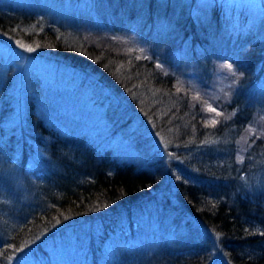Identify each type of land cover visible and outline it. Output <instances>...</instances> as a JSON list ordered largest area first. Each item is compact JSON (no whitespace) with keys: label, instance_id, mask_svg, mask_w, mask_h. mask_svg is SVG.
I'll use <instances>...</instances> for the list:
<instances>
[{"label":"rangeland","instance_id":"obj_1","mask_svg":"<svg viewBox=\"0 0 264 264\" xmlns=\"http://www.w3.org/2000/svg\"><path fill=\"white\" fill-rule=\"evenodd\" d=\"M126 1L131 5V0ZM175 1L181 3L182 13H189L200 28L211 34V38H207L206 51H201L200 54L212 60V81H200L196 78L198 72L194 67L195 62L191 58L187 59L185 47H181L178 40L174 47L159 44L158 47L153 46L151 51L145 46L144 36L136 32V25L142 22L147 10L141 9L133 19H125V27L116 30L109 27L115 19L113 6H107L104 0H0V24L5 22L2 17L6 14L13 20V24L21 26L25 32L47 27L64 43L78 44L80 47L86 43L85 37L91 36L92 28L96 29L101 25L100 33H93L94 35L103 39L106 36L112 38L124 48L132 50L134 57L138 54L151 55L154 66L163 71L169 69L167 65L171 67L175 64L177 88L184 85L182 81H187L191 94H195L193 97L203 101L199 107L201 123H216L221 110L215 99L224 98V91L231 79L229 72L233 70V64L228 61L232 55L228 51L229 31L264 35V0ZM176 9L174 7V13ZM217 11L218 17L212 16ZM83 13L92 16L93 27L81 24ZM164 15L163 8L159 12H152V17H155L154 26L160 28L168 24L175 29L174 24H171L172 20H167ZM174 19H177L176 15ZM256 38L258 39L257 36ZM224 52L229 54L216 58L215 54ZM165 59L171 64L165 63ZM114 61V67L124 72L123 76L131 75L130 60L126 53L119 55ZM95 73L97 76L98 72ZM91 75H83L63 56L43 49L41 45L28 41L22 35L0 32V244L6 241L10 231L31 210L40 208L45 195V189L40 186L44 185L43 174L48 163L44 165L43 157L48 160L51 157L44 154L42 146H36L32 141L27 145L28 157L21 161L19 154L23 153L24 148L21 150L18 145L22 142V137L14 129L21 124L28 126L22 134H26L28 142L31 141L28 134H33L30 127L32 120L28 115L33 111L61 133L75 137L84 135L93 145L102 150L110 149L112 155L133 161L138 167L144 166L145 162L147 165L154 159H165L164 163L167 162L168 165L166 177H169L165 184L170 196L160 195L159 201H144L145 197H136L132 205H136L137 209L131 216L124 215L110 224L107 219L101 221L98 218L80 221L81 227L75 229L72 226L74 230L64 231V235L46 240L44 250L52 252V264L82 263L84 248L86 250L84 244L92 233L101 237L103 244L95 245L101 254L99 264H179L200 250L206 252L208 264H223L221 246L201 223L198 224L206 239L204 241L185 235L181 229L177 230L178 226L187 229L182 221L177 222L175 219L179 211L173 205L179 203L180 199L172 182L175 179L195 180L197 176L194 171L198 163H201L203 166L209 164L229 169L232 176L237 178L238 185L248 191L246 195H257L259 188L264 189V77L249 84L247 88L248 103L255 107L256 113L251 118H239L242 122L241 131H235L232 135L231 129L237 123L229 122L222 126L224 132L218 133L216 137L203 138V143L193 147L178 146L177 140L163 138L151 124L150 130L141 121L142 117H135L128 125L136 128L141 140L140 149L143 153H138L133 145L135 140L125 136L127 131H114L112 126L116 121L114 118L120 119L115 113L118 109L134 114V109L128 105L131 103L124 98L119 99L116 92L111 93L102 80L100 82L103 86L97 84L94 74ZM147 88H134L133 91L135 95L147 97L150 94ZM148 99L143 106L148 109L152 104L157 117L162 107L165 109L171 105L169 98L161 100L152 96ZM142 115H145L143 111ZM12 128L15 133L12 140L16 141L14 148H10L13 144H9L8 138ZM166 129L168 128L164 127ZM256 137L262 145L259 144L258 147L255 144L252 149L249 142ZM179 149L183 150L182 154H177L181 152ZM150 192L155 190L151 189ZM180 208L187 215L190 214L187 205ZM263 227L264 224L257 226L260 230ZM11 264H43V261L33 260L28 254L17 257Z\"/></svg>","mask_w":264,"mask_h":264},{"label":"trees","instance_id":"obj_2","mask_svg":"<svg viewBox=\"0 0 264 264\" xmlns=\"http://www.w3.org/2000/svg\"><path fill=\"white\" fill-rule=\"evenodd\" d=\"M104 1L107 6L111 4L113 6L115 19L111 21L109 27L116 30L125 27V19H133L141 9L147 10L142 22L136 25V32L144 36L145 46L152 51L153 46L158 47L159 44L174 47L178 40L181 47H185L187 59L191 58L190 60L195 62L194 67L198 72L196 78L200 81H212L210 79L213 72L212 60L200 54L201 51H206L207 38H211V34L208 30L200 28L189 13L181 12L183 9L180 2L131 0V5H128L126 0ZM174 7H177L175 13ZM162 8L166 14L165 18L172 20L171 24H174L175 29L168 24L160 28L154 26L155 17H152V12H159ZM217 13L218 11L212 16L218 17ZM175 15L177 19H174ZM81 16L82 25L94 26L91 15L83 13ZM2 18L5 20L0 24L2 34L22 35L28 41L38 43L43 49L63 56L71 65L78 68L80 73L94 74V81L97 84H101L102 80L105 88L111 93L116 92L119 99L129 101L131 105L127 103L134 109V114L118 106L121 110L118 109L115 113L120 119L114 118L116 121L114 120L112 126L114 131L122 133L127 131L125 136L135 140L133 145L138 153H143L140 149L141 140L137 136L136 128L128 125L135 117H142L141 121L150 130L151 124L163 138L177 140L178 146L193 147L203 143L201 141L203 138L209 139L224 132L222 126L226 123H237L236 127L231 129L232 135L235 131H241L242 122L239 118H251L253 113H256L255 107L248 103L247 88L249 84L264 77V35L254 36L251 32L229 31L228 51L232 55L228 61L233 64V70L229 72L232 80L230 79V84L224 91V98L215 99L221 110L219 120L216 123L204 124L199 120L201 114L199 107L203 101L193 97L195 94H191L187 81H182L184 85L177 88L175 64L171 67L167 65L169 69L163 71L154 66L151 55L138 54L134 57L132 50L124 48L112 38L106 36L103 39L94 35L93 33H100L101 25L96 29L92 28L91 36H86V43L80 47L78 44L64 43L47 27L39 31L25 32L21 26L12 23L10 16L5 14ZM124 53L130 60L131 75L123 76L124 72L117 70L118 68L113 65L116 62L114 59ZM225 54L229 52L217 53L215 56L217 58ZM164 62L171 64L166 59ZM96 71L98 77L95 75ZM144 87H148L150 91L147 97L134 94V88ZM152 96L161 100L169 98L168 101L171 103L168 108H161L159 117L156 116L152 104L148 107L150 111L143 106L149 100L148 97ZM142 111L145 115H142ZM28 116L32 120L30 127L33 134H28L31 141L28 142L26 134H22L23 130L29 128L28 126L21 124L17 128L13 127L22 137V142L18 146L24 150L19 157L21 161L28 157L27 145L32 141L36 146H42L44 154L51 157L50 160L43 157L44 165L48 163L43 174L44 185L40 186L45 189V195L44 199H41L43 203L40 208L31 210L29 215L10 231L6 241L0 244V264H11L17 257L28 254L33 260L52 264L51 260L54 258L52 252L44 250L46 240L58 238L64 235V231L74 230L72 226L75 229L81 227L80 221L98 218L97 220L101 221L107 219L110 224L124 215L131 216L137 209L136 205L132 204L139 196L145 197L144 201H159L160 195L170 196L167 194L165 184L169 176L166 177L168 165L167 162L164 163V158V161L154 159L147 165L145 162L144 166L138 167L133 161L122 160L112 155L110 149L102 150L99 146L93 145L84 135L75 137L61 133L33 111ZM164 127L168 129L164 130ZM13 128L8 135L9 144H13L10 148H14L16 142L15 139L12 140L15 135ZM246 141L249 142L248 139ZM249 143L252 149L255 144H258V147L262 145L257 137ZM182 151L177 154H182ZM145 155L149 158L146 153ZM194 172L197 176L195 180L175 179L172 182L180 199H177L180 206L178 202L173 205L179 211L175 219L177 222L182 221L187 229L178 226L177 230L181 229L185 235H191L198 241L206 240L198 224L201 223L215 236L221 246L219 249L222 251L223 264H264V227L263 230L257 228L264 224V189L259 188L257 195H246L248 191L238 185L237 178L232 176L229 169L226 170L222 166L213 167L209 164L203 166L198 163ZM158 184H161V187ZM151 189L155 192L151 193ZM173 201L174 199L172 203ZM186 205L191 215L181 210L180 207L184 208ZM96 244L103 245L101 237L92 233L85 241L84 260L80 264H89V257L90 264L100 263V251L95 248ZM208 261L206 252L200 250L179 264H208Z\"/></svg>","mask_w":264,"mask_h":264},{"label":"clouds","instance_id":"obj_3","mask_svg":"<svg viewBox=\"0 0 264 264\" xmlns=\"http://www.w3.org/2000/svg\"><path fill=\"white\" fill-rule=\"evenodd\" d=\"M241 76L243 75V73L240 74Z\"/></svg>","mask_w":264,"mask_h":264},{"label":"snow or ice","instance_id":"obj_4","mask_svg":"<svg viewBox=\"0 0 264 264\" xmlns=\"http://www.w3.org/2000/svg\"><path fill=\"white\" fill-rule=\"evenodd\" d=\"M229 67H231V65H229ZM213 111H214V109H213Z\"/></svg>","mask_w":264,"mask_h":264}]
</instances>
